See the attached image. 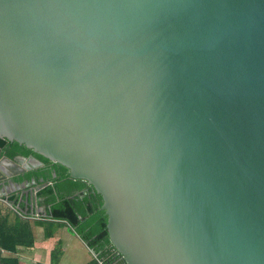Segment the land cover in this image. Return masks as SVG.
Here are the masks:
<instances>
[{
	"label": "water",
	"instance_id": "water-1",
	"mask_svg": "<svg viewBox=\"0 0 264 264\" xmlns=\"http://www.w3.org/2000/svg\"><path fill=\"white\" fill-rule=\"evenodd\" d=\"M0 139L91 185L126 264H264V0H0Z\"/></svg>",
	"mask_w": 264,
	"mask_h": 264
},
{
	"label": "trees",
	"instance_id": "trees-1",
	"mask_svg": "<svg viewBox=\"0 0 264 264\" xmlns=\"http://www.w3.org/2000/svg\"><path fill=\"white\" fill-rule=\"evenodd\" d=\"M34 156L43 166L28 171L16 177L14 182H32L30 189L39 188L35 201L24 197L17 192L0 197V249L15 252L16 246L31 234L27 222L16 218L13 227L8 226V217L2 214L1 205L9 204L13 208L20 205L24 210L25 203L34 202L38 208H44L43 220L66 224L92 251L95 258L91 264H126L120 253L112 245L107 222L108 217L101 209L103 200L95 189L83 180H75L69 176V171L56 163L34 154L32 150L16 142L0 139V156L14 159L17 156ZM43 222V221H40ZM45 225V223H38ZM50 236V234H47ZM26 245H29L26 243Z\"/></svg>",
	"mask_w": 264,
	"mask_h": 264
},
{
	"label": "crops",
	"instance_id": "crops-1",
	"mask_svg": "<svg viewBox=\"0 0 264 264\" xmlns=\"http://www.w3.org/2000/svg\"><path fill=\"white\" fill-rule=\"evenodd\" d=\"M32 186L30 184L26 188ZM1 188L6 189L3 185ZM25 189L16 192L23 195L24 199L28 194L31 200L35 201L39 189L36 191L34 188L33 192L22 194ZM10 194L0 190V197ZM1 210L2 214L8 217L9 227H13L16 218L20 217L21 221L29 224L31 234L23 243L16 246L15 252L0 249V264H91L93 262L95 256L86 244L66 224H54L50 220H43L44 208H38L34 202L30 205L25 203L22 211L7 203L1 205Z\"/></svg>",
	"mask_w": 264,
	"mask_h": 264
},
{
	"label": "flooded vegetation",
	"instance_id": "flooded-vegetation-1",
	"mask_svg": "<svg viewBox=\"0 0 264 264\" xmlns=\"http://www.w3.org/2000/svg\"><path fill=\"white\" fill-rule=\"evenodd\" d=\"M16 158H24L22 161H23V163H27V160L25 161V158H28V159H36L34 156H29V157H21V156H17ZM15 159V158H14ZM37 160V159H36ZM16 183V182H15ZM30 184V183H29ZM33 185V184H32ZM3 187H6V188H8V187H10V182H7V183H5V184H3ZM27 187V186H26ZM25 187V188H26ZM32 190V192H33V190L34 189H30L29 187L28 188H26L25 190ZM37 189H39V188H37L36 187V191H37Z\"/></svg>",
	"mask_w": 264,
	"mask_h": 264
}]
</instances>
